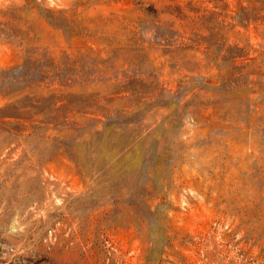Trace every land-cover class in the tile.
<instances>
[{
  "label": "rangeland",
  "instance_id": "obj_1",
  "mask_svg": "<svg viewBox=\"0 0 264 264\" xmlns=\"http://www.w3.org/2000/svg\"><path fill=\"white\" fill-rule=\"evenodd\" d=\"M0 264H264V0H0Z\"/></svg>",
  "mask_w": 264,
  "mask_h": 264
}]
</instances>
